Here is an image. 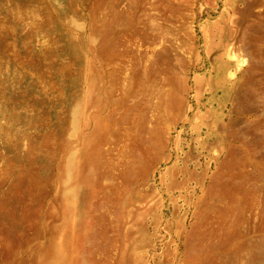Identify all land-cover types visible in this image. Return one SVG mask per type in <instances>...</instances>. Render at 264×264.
I'll return each mask as SVG.
<instances>
[{"label": "rangeland", "instance_id": "obj_1", "mask_svg": "<svg viewBox=\"0 0 264 264\" xmlns=\"http://www.w3.org/2000/svg\"><path fill=\"white\" fill-rule=\"evenodd\" d=\"M0 264H264V0H0Z\"/></svg>", "mask_w": 264, "mask_h": 264}, {"label": "bare ground", "instance_id": "obj_2", "mask_svg": "<svg viewBox=\"0 0 264 264\" xmlns=\"http://www.w3.org/2000/svg\"><path fill=\"white\" fill-rule=\"evenodd\" d=\"M14 242H15V239H14ZM18 243V242H17ZM15 246H17V245H15Z\"/></svg>", "mask_w": 264, "mask_h": 264}]
</instances>
